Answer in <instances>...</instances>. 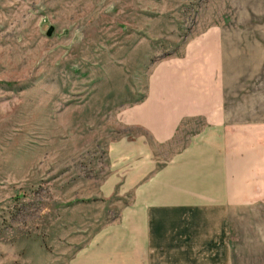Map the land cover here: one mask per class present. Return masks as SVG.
I'll list each match as a JSON object with an SVG mask.
<instances>
[{
  "label": "rangeland",
  "instance_id": "rangeland-1",
  "mask_svg": "<svg viewBox=\"0 0 264 264\" xmlns=\"http://www.w3.org/2000/svg\"><path fill=\"white\" fill-rule=\"evenodd\" d=\"M178 75L219 82L264 167V0H0V264H100L93 240L141 199V141L163 156L202 125L163 145L134 122ZM254 201L212 264H264Z\"/></svg>",
  "mask_w": 264,
  "mask_h": 264
},
{
  "label": "crops",
  "instance_id": "crops-1",
  "mask_svg": "<svg viewBox=\"0 0 264 264\" xmlns=\"http://www.w3.org/2000/svg\"><path fill=\"white\" fill-rule=\"evenodd\" d=\"M178 76L177 84L160 88L154 98L136 108L134 122L163 145L173 142L187 121L199 118L202 125L190 132L178 150L163 156L152 154L141 141L145 159L140 166L139 204L124 205L117 231L100 232L91 245L98 253L87 260L212 264L218 256L226 258L231 211L264 199V167L255 169L254 163L258 158L255 137L250 136L251 143H246L252 146L246 147L244 126L231 122L219 82L201 95L197 88H188L186 75ZM207 77L210 85L219 78Z\"/></svg>",
  "mask_w": 264,
  "mask_h": 264
}]
</instances>
